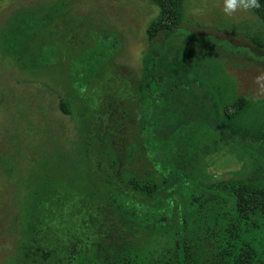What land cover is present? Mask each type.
<instances>
[{"label":"trees","instance_id":"trees-1","mask_svg":"<svg viewBox=\"0 0 264 264\" xmlns=\"http://www.w3.org/2000/svg\"><path fill=\"white\" fill-rule=\"evenodd\" d=\"M153 1L159 12L146 29L151 72L134 83L133 105L139 114L125 116L132 132H103L107 123L100 117L81 121L80 157L56 152L46 163L58 165V172L46 177L38 178L31 168V178L22 181V237L14 264H188L183 214L193 219L209 202H216L223 213L216 225V252L223 264H264V141L240 140L214 122L197 83H172L159 63L163 40L183 32L187 22L183 0ZM260 5L250 11L264 25V0ZM97 36L96 46L80 57L78 67L63 74L74 97L81 100L92 87L103 107L104 93L97 83L107 79L105 63L118 40L111 32ZM250 38L256 55L231 62H264V40L260 35ZM68 103H60L65 113ZM247 104L243 96L225 101V117L239 118ZM109 119L117 128L123 125L121 119ZM213 136L221 145L215 157L237 148L241 167L236 173H208L213 151L205 139L213 141ZM131 161L139 166L130 168Z\"/></svg>","mask_w":264,"mask_h":264},{"label":"rangeland","instance_id":"rangeland-1","mask_svg":"<svg viewBox=\"0 0 264 264\" xmlns=\"http://www.w3.org/2000/svg\"><path fill=\"white\" fill-rule=\"evenodd\" d=\"M183 9L187 20L183 32L163 40L160 66L176 85L194 82L203 87L214 122L232 135L264 141V95H256L253 83L264 72V62H231L256 55L257 45L250 35L264 40V25L250 10L226 15L223 0H183ZM158 12L153 0H0V264L15 263L22 237L18 219L25 189L22 181L31 178V168L38 178L46 177L47 172H58V165L46 163L56 152L80 157L81 121L96 122L100 117L107 123L103 132H132L125 116L139 114L133 105L134 83L151 72L152 47L146 29ZM109 32L116 36L118 46L105 63L108 82L97 83L104 93L102 107L92 87V94L88 90L81 100L74 97L63 71L78 67L80 57L99 41L97 35ZM238 96L248 104L239 118L227 119L223 104ZM67 99L69 111L65 113L60 103ZM115 102L120 103L117 109ZM110 117L121 119L123 125L113 126ZM210 138L214 140L205 139L213 151L208 173L216 177L236 173L241 167L237 148L215 157L221 145L216 137ZM130 164L134 169L139 166L136 161ZM183 216L187 263L223 264L216 252L217 219L223 213L216 202L205 204L193 219Z\"/></svg>","mask_w":264,"mask_h":264},{"label":"clouds","instance_id":"clouds-1","mask_svg":"<svg viewBox=\"0 0 264 264\" xmlns=\"http://www.w3.org/2000/svg\"><path fill=\"white\" fill-rule=\"evenodd\" d=\"M260 7V0H223V12L228 16ZM253 83L256 86V95H264V72L256 75Z\"/></svg>","mask_w":264,"mask_h":264}]
</instances>
